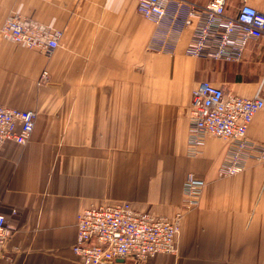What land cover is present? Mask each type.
<instances>
[{"label": "crops", "instance_id": "1", "mask_svg": "<svg viewBox=\"0 0 264 264\" xmlns=\"http://www.w3.org/2000/svg\"><path fill=\"white\" fill-rule=\"evenodd\" d=\"M207 1L171 0L154 23L136 0H0V28L19 13L62 31L50 54L0 34V105L36 114L25 145L0 149V213L14 229L6 245L13 261L0 264H80L72 246L81 210L128 201L171 216L187 173L205 186L182 220L178 254L142 264H264V163L249 159L241 173L221 178L228 141L206 137L199 155L187 152L198 82L244 98L262 89L264 97V39L247 45L233 79L219 80L202 68L207 60L186 54L189 6ZM240 4L227 0L226 13ZM246 138L264 147V108Z\"/></svg>", "mask_w": 264, "mask_h": 264}, {"label": "built area", "instance_id": "2", "mask_svg": "<svg viewBox=\"0 0 264 264\" xmlns=\"http://www.w3.org/2000/svg\"><path fill=\"white\" fill-rule=\"evenodd\" d=\"M171 0H136L138 13L159 23ZM182 0H179V2ZM264 2V0H262ZM180 4L177 3V6ZM184 24L194 21L186 54L195 59L240 63L250 42L264 39V6L257 9L241 0L234 15L226 13L227 0L191 4ZM2 38L27 49L50 54L59 47L62 31L38 20L12 13L0 28ZM43 71L40 79L46 80ZM264 108L262 89L252 98L225 91L209 81H200L191 92L188 112L187 152L197 155L206 137L229 142L219 167L221 178L241 173L249 159L264 163V147L246 138L254 115ZM35 113L0 105V149L8 142L25 145L34 130ZM204 183L193 174L186 176V207L195 204ZM177 217L167 219L139 211L130 203L91 205L76 216V241L72 252L80 264H142L158 255L176 256ZM14 233L0 213V260L11 261L6 245Z\"/></svg>", "mask_w": 264, "mask_h": 264}, {"label": "rangeland", "instance_id": "3", "mask_svg": "<svg viewBox=\"0 0 264 264\" xmlns=\"http://www.w3.org/2000/svg\"><path fill=\"white\" fill-rule=\"evenodd\" d=\"M21 15V14H20ZM25 17V16H24ZM264 43V40L263 42ZM247 50V49H246ZM246 50L244 51L243 53V58L246 54ZM243 60V59H242ZM242 62V61H241ZM240 62V63H241ZM257 63H255L254 65H256ZM240 65L239 63H220V62H211V61H205L204 64H202V68H205L207 67V70L211 73H215L217 76H218V79L220 80H226V79H233L236 77V66ZM1 106H4V105H1ZM35 118H36V114H35ZM200 152L197 153V155H199ZM195 155V156H197ZM195 156H192V157H195ZM188 174H193V173H187L186 176ZM197 179H201L199 178L198 176H196L195 174H193ZM186 176L184 178V181H183V184H182V198H181V204H180V207H178V209H176V211L173 213V215L171 216H160V217H164V218H167V219H173L175 217H177V222H178V230H177V245H178V238H179V234H180V230H181V225H182V220L184 218V216L186 215V213H189L193 210H195L196 208H198L199 204H200V201H201V197L203 195V190H204V187H203V190H202V193L200 194V196L198 197L197 201L195 202V204L191 205L190 207H186V196H185V193H184V187H185V182H186ZM202 180V179H201ZM203 181V180H202ZM204 183V186H205V182L203 181ZM120 202H125V203H130L128 201H120ZM131 205H133L132 203H130ZM134 207V205H133ZM82 211V210H81ZM80 211V212H81ZM139 211H143V210H139ZM79 212V213H80ZM143 212H147V211H143ZM149 213V212H147ZM152 214V213H150ZM154 215V214H153ZM155 216H158V215H155ZM178 254V252H177ZM176 254V255H177ZM11 257H12V260L11 261H6L8 263L12 262L13 261V256L11 254H9ZM2 261H5V260H2Z\"/></svg>", "mask_w": 264, "mask_h": 264}]
</instances>
